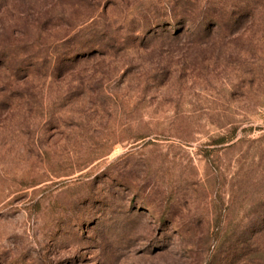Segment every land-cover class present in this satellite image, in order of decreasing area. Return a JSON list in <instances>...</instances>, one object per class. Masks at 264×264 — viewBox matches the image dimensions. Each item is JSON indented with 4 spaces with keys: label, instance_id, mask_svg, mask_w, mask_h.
Here are the masks:
<instances>
[{
    "label": "rangeland",
    "instance_id": "374dc122",
    "mask_svg": "<svg viewBox=\"0 0 264 264\" xmlns=\"http://www.w3.org/2000/svg\"><path fill=\"white\" fill-rule=\"evenodd\" d=\"M0 264H264V0H0Z\"/></svg>",
    "mask_w": 264,
    "mask_h": 264
}]
</instances>
